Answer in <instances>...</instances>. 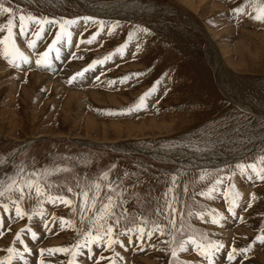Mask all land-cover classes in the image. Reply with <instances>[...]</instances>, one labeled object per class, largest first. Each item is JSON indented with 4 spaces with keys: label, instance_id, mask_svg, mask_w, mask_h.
Wrapping results in <instances>:
<instances>
[{
    "label": "rangeland",
    "instance_id": "obj_1",
    "mask_svg": "<svg viewBox=\"0 0 264 264\" xmlns=\"http://www.w3.org/2000/svg\"><path fill=\"white\" fill-rule=\"evenodd\" d=\"M4 4L13 8L15 24L21 14L57 21L85 15L103 20L107 48L92 44L95 39L87 43L96 29L91 22L82 29L80 19L77 28L69 29L70 49L62 51L60 60L51 59V69L37 68L31 59L29 65L14 68L0 54V180L15 177L21 167L31 171L61 164L71 170L43 183L54 185L53 195L70 196L67 189L79 191L78 184H104L100 177L107 171L108 182L124 201L118 200L114 208L120 220L118 231L135 228L141 220L147 229L157 223L169 227V234L162 238L154 233L149 239L145 234L143 250L134 232L131 243L127 235L119 236L124 247L115 245L114 251H105L93 245V258L85 249L83 256L74 258L76 263L96 264L103 255L110 259L100 264L112 260L114 264H209L192 243L179 251L183 241L195 239L224 244L213 264H264V244L260 243L253 245L246 259L243 254L235 261L225 259L233 246L244 247L257 234H264V180L247 167L264 168V21L248 15L257 14L264 0H4ZM237 7L244 12L234 13ZM8 18L9 14L0 16V24ZM114 23L119 26L109 34ZM144 25L150 35L141 31ZM56 30L49 29L40 45L54 39ZM14 32L16 45L30 58L27 44L21 42L27 40L19 36V30ZM114 52L119 54L116 58ZM105 55L110 59L88 72L82 82L66 83ZM32 73L41 75V80H34ZM133 73L142 75L119 82ZM158 78L145 106L127 112ZM113 79L116 82L110 84ZM238 164L245 166L243 174ZM105 191L102 188V196ZM226 191L237 205L235 216L228 211ZM13 200L26 213L23 219L15 216ZM169 201L175 213L166 220ZM3 204H8V212ZM75 206L78 212V199ZM43 209L41 217L37 201L27 195L20 201L19 192L0 200L4 233L0 259L9 255L8 246L23 254L22 262L30 259L32 263L38 257L44 264H66L73 259L63 253L41 256L39 250L72 245L76 233L67 227L61 230L59 218L79 224L78 215L62 204L45 202ZM214 217L218 223L212 222ZM171 219L176 221L174 227ZM21 229L37 233L35 240L28 231L21 235L30 253L23 252L19 241L13 243ZM162 239L170 244H162ZM173 247L177 257L171 256ZM17 258L11 264H20Z\"/></svg>",
    "mask_w": 264,
    "mask_h": 264
},
{
    "label": "snow or ice",
    "instance_id": "obj_2",
    "mask_svg": "<svg viewBox=\"0 0 264 264\" xmlns=\"http://www.w3.org/2000/svg\"><path fill=\"white\" fill-rule=\"evenodd\" d=\"M234 13H243L244 9L237 7L234 10ZM4 14H9V18L7 19L6 24H0V33H5L2 38H0V46H2V54L6 60L12 65L14 68H20L21 65H29L30 64V58L28 55H26L23 51L20 50V48L15 43V36L16 33L14 32V28L16 27L14 23V16L15 12L13 8L6 7L4 4V0H0V16H3ZM249 18L254 19L256 21H264V7H261L257 14L251 15L248 14ZM84 24L87 26L89 22L91 24H99L100 25V31L103 30L104 24L103 21L94 19L92 17L85 16L82 18ZM19 36L22 39L27 40V48L30 49L33 53V55L36 56L35 59V65L37 68H45V69H51L52 68V60L50 58V53L55 52L56 60H60V52L61 48L58 47V45L62 44L65 40L68 41V43H71L72 39V32L69 29H75L78 27L80 23V18H73L68 19L65 18L63 20L57 21L54 18H47V17H40L37 18L31 14L25 16L24 14H21L19 16ZM35 25V30L30 29L29 25ZM119 25L117 23H114L109 28V34L114 31L116 27ZM49 29H58L55 32V38L51 40L50 43L47 45V49L42 52H37V42L42 41L44 39L45 33L49 31ZM141 31L147 33L150 35V32L147 28L141 29ZM99 35V32L94 33L93 36L89 37L87 40V43L91 44L95 37ZM131 35V33L129 34ZM31 37V38H29ZM81 42H84L83 40ZM139 51V48L137 49ZM75 53L73 56L75 57ZM110 59V55H105L102 59H94L91 61L85 68L82 70H79L75 72L71 77L67 78L66 83L71 85L76 81H83L86 77V74L90 71H95L97 65H103ZM103 75V73H101ZM131 76L139 77L142 75V73H133V74H125L123 77L119 78V82L121 84L126 83ZM95 80L99 81L100 77L96 76ZM116 80L113 79L109 81L110 84L115 83ZM159 78L157 81H155L147 91H145L143 94L140 95L138 98V102L134 104L132 107L127 109V112L132 111H139L141 108L145 106V101L147 98L153 95V93L156 91V86L159 84ZM111 111V110H108ZM115 168V165L112 166ZM237 167L240 169L241 174L244 173L245 166L243 164H238ZM248 168L252 169L253 172L256 173V176L260 180H264V168H261L257 170V167L255 164H248ZM71 169L68 167H65L61 164L52 166L48 169H32L31 171L26 170L25 168L21 167L17 172L15 177H8L6 180H0V200H2L6 195L9 199H11V194L14 192L20 193V201H23L25 199V196L27 195V198L29 200L35 199L37 201V205L39 206V211L37 214L41 217L45 215L43 204L45 202L51 203V204H62L65 207H70L72 209V212L74 214L78 215L79 224H76L72 220H67L63 217H60V227L61 230H63L65 227L74 230L76 233V239L75 242L70 246H60V247H52L47 249H40V255L43 256L44 254H47L49 256L54 255L56 253H63L67 254L73 259H68L66 261V264H76L75 257L83 256L84 250H87L88 258H93V245H95L97 248L104 247L105 251L112 250L114 251L115 245H120L121 247H124L123 243L120 241L119 236L120 235H127L129 243L132 242V234L135 232L137 241L139 243V248L143 250V239L145 234L149 239L153 238L154 233H158L159 237H165L169 234V227L168 225H161V224H154L151 229L146 228V222L141 220L140 224L137 225L135 228H126L123 231H118L120 220L116 217L114 208L117 205V201L119 200L120 203H123L124 201L120 199L122 196L121 193H115L114 189L112 188L109 181V173L106 171L103 173V175L100 177L101 181H104V184H101L99 182H93V183H84L83 185L78 184L79 191L74 190L73 188H68L67 191L70 194V196H66L63 194L59 195H53L52 189L54 187L53 184H44L43 180L48 177H52L54 175H57L61 172H68ZM204 177L201 176V179ZM230 179V177H229ZM251 179V177H249ZM175 176L172 177V182L175 184ZM221 181H217V183H220ZM6 184V186H4ZM215 187V186H213ZM102 188H105L106 191L104 195H101ZM25 189H27V193H25ZM35 193V196L33 197L32 193ZM212 189H209V192H211ZM172 192V188L170 187L167 192L164 194L166 198H168L169 194ZM225 199L228 203V211L232 213L233 216H235V208L236 204L233 200L229 199V194L226 191L224 193ZM253 198H255V193H253ZM79 200V210L77 212V208L75 206V201ZM12 203H14L15 206V216L17 218L23 219L26 213L22 210V207L20 206L19 201L13 200ZM5 212L9 211L8 204L2 205ZM248 207H252V204L249 203ZM247 211V209H245ZM175 208L172 205V203L168 202V211L165 212V219L168 220L170 215H174ZM200 215V218L203 219L202 214ZM217 216H219V213H217ZM221 219L223 217H220ZM31 219V217H29ZM57 219V217L53 216V220ZM241 220L243 218L241 217ZM213 223H218V219L216 217L212 220ZM175 219L169 220V224L171 226H175ZM0 224H2V220H0ZM45 227L48 231H51L50 228H47V222L45 223ZM28 231L31 234V238L33 240L37 239V233L35 231H32L31 229H21L16 233V236L14 238V242L19 241L21 245H24L23 252L24 253H30L31 249L27 247L24 240L21 239V235L23 232ZM4 233L0 231V236H2ZM162 244H170V241L168 240H161ZM188 243H192L195 245L196 251L206 258L209 261V264H213L214 258L222 252L224 249V244L220 243L219 241H209L207 243H198L195 239H189L186 241H183L179 245V251H186L185 245ZM255 243L264 244V234H257L253 241L249 243L248 245L236 248L233 246L231 250L227 252V255L225 259L229 262L235 261L238 256L244 255L245 259L247 258V253L249 250L253 247ZM164 250V249H162ZM6 252L9 254L5 256L3 259H0V264H11V261L14 256L23 259V254L18 252L14 247L8 246L6 248ZM114 255H119V253H114ZM178 252L176 248H171V256L177 257ZM110 259L107 257H104L101 255L97 260L96 264H100V261ZM37 264H44L43 260H39ZM61 264H65V262H61ZM111 264H114V260L111 261ZM240 264H243V261L240 262Z\"/></svg>",
    "mask_w": 264,
    "mask_h": 264
},
{
    "label": "crops",
    "instance_id": "obj_3",
    "mask_svg": "<svg viewBox=\"0 0 264 264\" xmlns=\"http://www.w3.org/2000/svg\"><path fill=\"white\" fill-rule=\"evenodd\" d=\"M5 6L6 7H9L7 4H5ZM16 17H17V15H16ZM81 19V18H80ZM100 21H103V20H100ZM7 22V20L5 21V23ZM20 23V22H19ZM19 23L18 22H16V27H15V30L14 31H16V30H19ZM104 23V22H103ZM94 26V28L96 29V30H92L94 33H97V32H99V34H102V36H100V35H97L96 37H95V40H94V42L92 43V44H96L97 46H98V44L100 45V44H102L103 45V48H107L106 46H105V42H106V33L104 32V30L101 32L100 31V25L99 24H95V25H93ZM145 26V25H144ZM31 27H32V25L30 24L29 25V28L31 29ZM86 27H89V26H84L82 29H84V30H86ZM146 27V26H145ZM147 29H148V27H146ZM104 29V28H103ZM87 33V32H86ZM85 33V34H86ZM83 34H82V40H83ZM29 38H31V37H29ZM26 40V39H25ZM21 42H23L24 44H27V42H25V41H21ZM51 42V41H50ZM49 42V43H50ZM15 43H16V39H15ZM41 44V41H38V43H37V49H36V51L37 52H42V51H44V50H46L47 49V45H48V43L46 42V44L45 45H40ZM91 45V44H90ZM85 46H88V45H85ZM58 47H60V48H62V46L61 45H58ZM69 47V46H68ZM114 48V47H113ZM2 53V52H1ZM28 53L30 54V59H32V57L33 56H35V55H33V53H32V51L30 50V49H28ZM52 53H50V57H51V59H52ZM119 54L117 53V52H114V54H113V56L112 57H115V56H118ZM1 56L2 57H4L2 54H1ZM36 57V56H35ZM116 58V57H115ZM4 60V62L5 63H7V64H10L9 62H8V60H6L5 58L3 59ZM23 65H21V67H22Z\"/></svg>",
    "mask_w": 264,
    "mask_h": 264
},
{
    "label": "bare ground",
    "instance_id": "obj_4",
    "mask_svg": "<svg viewBox=\"0 0 264 264\" xmlns=\"http://www.w3.org/2000/svg\"><path fill=\"white\" fill-rule=\"evenodd\" d=\"M192 3V2H191ZM140 9V8H139ZM138 9V10H139ZM153 9H154V7H153ZM157 9H159V8H157ZM141 10V9H140ZM152 10V9H151ZM156 10V9H155ZM142 11H144V10H142ZM146 11V10H145ZM158 11V10H157ZM110 12V11H109ZM116 12V11H115ZM108 14V13H107ZM112 14V13H111ZM110 16V15H109ZM209 33V32H208ZM220 67H221V65H220V62H219V57H217V61H216V65H215V70H216V76H218L219 75V73H220ZM31 75V74H30ZM32 75L34 76V80H36L37 82L39 81V79L40 78H42V76L41 75H37V74H34V73H32ZM41 80V79H40ZM58 91V90H57ZM243 103V102H242ZM248 106H250V105H248ZM256 107V106H255ZM249 108H253L252 106H250ZM253 110H255L254 108H253ZM259 110V109H258ZM256 111V110H255ZM259 111H262V110H259ZM152 121V120H151ZM150 121V122H151ZM128 123V122H127ZM113 124V123H112ZM123 124V123H122ZM88 125V124H87ZM125 125H127V124H125ZM140 125H142L143 126V124H140ZM117 126V125H116ZM123 126V125H122ZM134 126V125H133ZM138 126V125H137ZM88 127V126H87ZM127 127H128V125H127ZM131 127V126H130ZM141 127V126H140ZM160 127V126H159ZM112 128H113V126H112ZM118 129H119V127H117ZM137 128V127H136ZM125 129H126V126H125ZM124 129V130H125ZM133 129V128H132ZM138 129V128H137ZM120 130V129H119ZM142 131V130H141ZM129 133V132H128ZM238 189V188H237ZM239 190V189H238ZM238 190H236V191H238ZM59 240V239H58ZM217 259V258H216Z\"/></svg>",
    "mask_w": 264,
    "mask_h": 264
}]
</instances>
